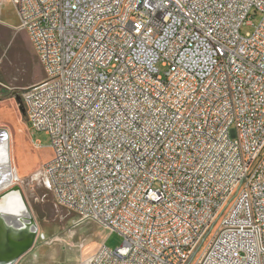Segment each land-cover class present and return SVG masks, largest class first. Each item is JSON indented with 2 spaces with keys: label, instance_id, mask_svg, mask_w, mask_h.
Returning <instances> with one entry per match:
<instances>
[{
  "label": "built area",
  "instance_id": "2783aa9c",
  "mask_svg": "<svg viewBox=\"0 0 264 264\" xmlns=\"http://www.w3.org/2000/svg\"><path fill=\"white\" fill-rule=\"evenodd\" d=\"M6 1L44 72L39 175L123 240L77 264H264V0Z\"/></svg>",
  "mask_w": 264,
  "mask_h": 264
},
{
  "label": "rangeland",
  "instance_id": "374dc122",
  "mask_svg": "<svg viewBox=\"0 0 264 264\" xmlns=\"http://www.w3.org/2000/svg\"><path fill=\"white\" fill-rule=\"evenodd\" d=\"M259 22V15L251 18L252 25L243 26L241 34L252 33L253 26ZM17 27L14 5L6 1L0 8V128L9 133L8 162L13 173L12 185L20 188L39 230L35 245L43 244L51 249L54 258H65L63 261L66 262L69 256L80 257L83 252L95 247L97 242L115 250L123 242L119 235L89 223L73 228L77 217L55 206L52 195L39 175L51 157L50 138L46 133L30 128L26 118L19 112L16 98L22 101L23 91L41 83L44 72L26 33L17 31ZM69 238L78 243L72 244Z\"/></svg>",
  "mask_w": 264,
  "mask_h": 264
},
{
  "label": "water",
  "instance_id": "95a60500",
  "mask_svg": "<svg viewBox=\"0 0 264 264\" xmlns=\"http://www.w3.org/2000/svg\"><path fill=\"white\" fill-rule=\"evenodd\" d=\"M16 103L22 117H25L26 113L21 99L16 98ZM0 144H5L7 158H9V133L3 128H0ZM10 168L9 165V170ZM3 169L1 166L0 201L11 193H18L25 208L21 214L0 213V264H16L34 248L39 238V230L25 204L20 188L12 185L9 190H4V185L13 183L2 175Z\"/></svg>",
  "mask_w": 264,
  "mask_h": 264
},
{
  "label": "crops",
  "instance_id": "0c3cea01",
  "mask_svg": "<svg viewBox=\"0 0 264 264\" xmlns=\"http://www.w3.org/2000/svg\"><path fill=\"white\" fill-rule=\"evenodd\" d=\"M73 218V217H71ZM69 241L72 244H77L78 242H72V240L69 238ZM104 244L97 242L95 247H92L91 249L83 252L80 257H70L68 258V262L63 261L65 258H54L51 255V249L46 248L43 244L34 246V248L27 253L25 256H23L16 264H76L80 261H84L88 259L91 255H93L99 247L103 246Z\"/></svg>",
  "mask_w": 264,
  "mask_h": 264
},
{
  "label": "bare ground",
  "instance_id": "6f19581e",
  "mask_svg": "<svg viewBox=\"0 0 264 264\" xmlns=\"http://www.w3.org/2000/svg\"><path fill=\"white\" fill-rule=\"evenodd\" d=\"M9 162L5 144H0V167L4 169L2 175L13 182V173L9 170ZM12 184L4 185V190H9ZM25 211L24 204L18 193H11L0 201V213L21 214Z\"/></svg>",
  "mask_w": 264,
  "mask_h": 264
},
{
  "label": "trees",
  "instance_id": "16d2710c",
  "mask_svg": "<svg viewBox=\"0 0 264 264\" xmlns=\"http://www.w3.org/2000/svg\"><path fill=\"white\" fill-rule=\"evenodd\" d=\"M34 62H36V61L34 60Z\"/></svg>",
  "mask_w": 264,
  "mask_h": 264
}]
</instances>
